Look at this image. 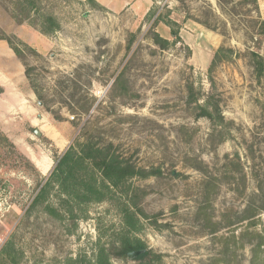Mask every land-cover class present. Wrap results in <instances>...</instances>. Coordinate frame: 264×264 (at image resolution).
<instances>
[{
    "label": "rangeland",
    "instance_id": "374dc122",
    "mask_svg": "<svg viewBox=\"0 0 264 264\" xmlns=\"http://www.w3.org/2000/svg\"><path fill=\"white\" fill-rule=\"evenodd\" d=\"M34 1L0 0V95H15L0 102L2 262L96 264L98 243L119 244V200L65 201L53 182L33 205L57 157L92 139L162 171L129 188L149 214L135 235L159 256L112 264H264V77L248 51L264 0ZM43 14L59 29L43 33ZM220 46L238 54L211 70ZM188 83L219 100L225 126L196 117Z\"/></svg>",
    "mask_w": 264,
    "mask_h": 264
},
{
    "label": "trees",
    "instance_id": "16d2710c",
    "mask_svg": "<svg viewBox=\"0 0 264 264\" xmlns=\"http://www.w3.org/2000/svg\"><path fill=\"white\" fill-rule=\"evenodd\" d=\"M32 7L36 5L34 0H26ZM97 6H101L95 0ZM257 4V0H253ZM38 11V10H36ZM161 16L154 22L157 24ZM168 22V21H167ZM170 23V22H169ZM260 27L253 38V47L249 48V58L253 65L256 76L259 80L264 77V56L261 49L264 43V19L260 18ZM60 24L53 14H43L41 31L50 34L58 30ZM171 33L175 40L180 39L179 30L172 28ZM8 42L16 55L21 56L19 48L10 40L1 37ZM154 42L167 48L170 40L161 36L158 32L154 33ZM237 51L232 47L220 46L214 54L211 70L217 62L224 59H231L236 56ZM25 65V74L30 78V67ZM188 102L195 104L198 108L196 117H205L212 122L213 126H225L226 119L223 114L219 100L215 99L213 94L205 91L202 85L196 86L194 83H188ZM37 94L38 92L35 91ZM90 109H86L89 112ZM229 157V156H227ZM231 161H234L231 159ZM203 168V169H201ZM201 170L206 174L209 182L214 180L215 175L210 171V167L201 161ZM172 173V172H171ZM162 171L158 168L146 169L139 167L124 154L114 148L113 143L100 144L92 139L71 145L60 157H57V165L54 168L47 182L42 186L40 192L35 198L37 203L44 197L48 187L57 183L65 201L75 200L79 203L102 202L105 200H119V207L123 214V221L126 225V231L121 232L117 238L119 244L116 246H107L106 244H97L95 253L96 264H112L113 254L127 257L131 251L145 250L137 255V259H145L151 256H159L148 249L147 245L135 234L142 228L141 217H149L132 198L130 194V180L136 176L148 177L151 175H161ZM135 190H138L136 188ZM158 222V221H156ZM238 222V221H237ZM231 225V223L229 224ZM11 242H7L3 247V253L8 252ZM258 243L257 246H260ZM15 263L16 260L12 259ZM0 264H4L0 259ZM6 264V263H5Z\"/></svg>",
    "mask_w": 264,
    "mask_h": 264
},
{
    "label": "crops",
    "instance_id": "0c3cea01",
    "mask_svg": "<svg viewBox=\"0 0 264 264\" xmlns=\"http://www.w3.org/2000/svg\"><path fill=\"white\" fill-rule=\"evenodd\" d=\"M104 6H106V5H104ZM8 47L13 51V49L9 46V44H8ZM9 94L8 93L7 94H1L0 95V102H1V100H3V101H9L10 102V105H12V102H13V100L15 98V95H11V93H9Z\"/></svg>",
    "mask_w": 264,
    "mask_h": 264
},
{
    "label": "water",
    "instance_id": "95a60500",
    "mask_svg": "<svg viewBox=\"0 0 264 264\" xmlns=\"http://www.w3.org/2000/svg\"><path fill=\"white\" fill-rule=\"evenodd\" d=\"M35 132H36L38 135L41 134L38 130H35ZM144 251H145V250L131 251V252L128 254V256H129V257H134V258H135L137 255L143 253Z\"/></svg>",
    "mask_w": 264,
    "mask_h": 264
}]
</instances>
